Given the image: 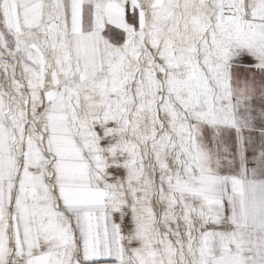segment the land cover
Masks as SVG:
<instances>
[{
    "label": "snow or ice",
    "instance_id": "snow-or-ice-1",
    "mask_svg": "<svg viewBox=\"0 0 264 264\" xmlns=\"http://www.w3.org/2000/svg\"><path fill=\"white\" fill-rule=\"evenodd\" d=\"M0 264H264V0H0Z\"/></svg>",
    "mask_w": 264,
    "mask_h": 264
}]
</instances>
